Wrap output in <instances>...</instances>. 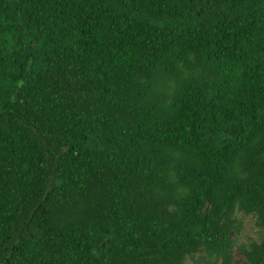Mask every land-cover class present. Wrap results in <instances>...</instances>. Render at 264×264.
<instances>
[{
	"label": "trees",
	"instance_id": "obj_1",
	"mask_svg": "<svg viewBox=\"0 0 264 264\" xmlns=\"http://www.w3.org/2000/svg\"><path fill=\"white\" fill-rule=\"evenodd\" d=\"M264 264V0H0V264Z\"/></svg>",
	"mask_w": 264,
	"mask_h": 264
},
{
	"label": "rangeland",
	"instance_id": "obj_2",
	"mask_svg": "<svg viewBox=\"0 0 264 264\" xmlns=\"http://www.w3.org/2000/svg\"><path fill=\"white\" fill-rule=\"evenodd\" d=\"M237 221L235 222L237 229L231 232V238L234 244L233 247V261L231 264H245L243 256L238 253L236 247L246 245L252 240H257L259 236V229L254 223L252 215H245L242 213L235 214ZM186 263L191 264L190 258H186Z\"/></svg>",
	"mask_w": 264,
	"mask_h": 264
}]
</instances>
